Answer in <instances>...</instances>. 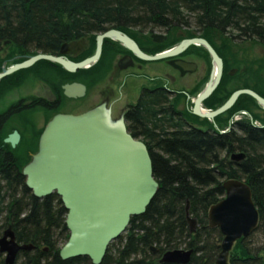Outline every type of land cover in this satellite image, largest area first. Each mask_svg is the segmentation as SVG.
<instances>
[{
  "label": "trees",
  "instance_id": "trees-1",
  "mask_svg": "<svg viewBox=\"0 0 264 264\" xmlns=\"http://www.w3.org/2000/svg\"><path fill=\"white\" fill-rule=\"evenodd\" d=\"M108 30L130 37L164 30L167 39L152 54L184 39L206 40L222 59L223 74L202 102L204 109H218L241 89L264 99V59H241L237 52L246 42L264 49V0H0V73L3 66L39 53L55 55L70 40ZM186 54L196 55L208 67L191 92L196 96L209 79L211 59L202 46H190ZM34 66L0 80V104L32 81ZM186 97L165 88L143 90L128 110L127 132L145 144L159 187L145 213L131 217L126 231L110 243L101 264H162L164 253L181 249L192 251L188 264H215L222 235L208 226V212L224 198L226 180L249 186L259 214L255 232L264 236V110L251 96L241 95L209 121L194 116L190 102L178 109ZM14 110L12 106L6 113ZM243 111L250 118L230 124ZM8 132L0 133V156L14 151L3 142ZM234 154H243V159L232 160ZM29 159L0 160V238L10 228L18 244L34 249L20 251L15 264H92L87 257H59L69 236L67 212L55 194L39 199L25 186L21 170ZM187 204L189 217L196 221L194 232L186 219ZM246 243L240 239L234 244L228 264H264V247L257 252ZM0 264H5L2 254Z\"/></svg>",
  "mask_w": 264,
  "mask_h": 264
},
{
  "label": "water",
  "instance_id": "water-1",
  "mask_svg": "<svg viewBox=\"0 0 264 264\" xmlns=\"http://www.w3.org/2000/svg\"><path fill=\"white\" fill-rule=\"evenodd\" d=\"M105 38L121 43L145 61L172 59L171 63L185 74L194 73L197 65L176 58L190 46H202L210 56L212 69L204 89L191 100V113L196 117L212 121L230 109L241 95L251 96L264 110V99L248 89L235 91L214 111L202 109V102L220 83L223 62L206 40L197 37L184 39L169 50L148 56L128 36L110 30L98 36L95 54L81 62L73 63L59 56L37 54L8 68L3 66L0 80L41 60L56 63L69 73L89 68L99 59ZM152 39L155 43H161L167 37L153 34ZM66 46L62 45L61 56L65 54ZM236 71L233 69L228 74L232 76ZM83 90L81 86H64L68 97ZM18 141L17 132L4 140L12 147ZM231 159L240 161L243 154H234ZM21 173L25 177V186L33 196L42 199L55 194L66 209L65 225L69 236L60 247L59 257L62 260L87 257L92 264H101L110 243L126 231L131 217L145 213L159 187L153 177L151 159L145 144L127 132L122 119L113 122L104 105L79 115H55L45 126L36 153ZM222 187L224 198L211 206L208 212V226L217 228L222 235L215 264H228L234 244L251 236L259 224V214L249 186L243 181L226 180ZM185 210L190 231L194 232L196 221L188 215V204ZM32 249L31 245L18 244L10 228L0 238V254L5 264H15L20 251ZM151 250L156 252V249ZM191 256V250L168 251L161 256L160 263L188 264Z\"/></svg>",
  "mask_w": 264,
  "mask_h": 264
},
{
  "label": "flooded vegetation",
  "instance_id": "flooded-vegetation-1",
  "mask_svg": "<svg viewBox=\"0 0 264 264\" xmlns=\"http://www.w3.org/2000/svg\"><path fill=\"white\" fill-rule=\"evenodd\" d=\"M104 33L86 34L70 40L64 43L67 45L64 49L65 54L60 55L61 47L64 45L62 44L57 53L52 56H59L73 63L81 62L95 54L97 38ZM153 34L144 32L134 34V37L125 35L135 42L141 52L153 56L155 54L152 52L163 44V42L155 43L152 39ZM159 35L163 36V34ZM164 36L167 37L166 33ZM185 51L176 59L195 63L197 68L192 74L183 73L179 67L171 63L172 59L168 62L169 69L163 71L162 66L156 70L148 64L149 61L140 59L121 43L110 38L103 40L101 54L96 63L74 73L67 72L56 63L48 61L49 64H41L38 61L34 64L33 69L32 92L16 98L9 97L0 104V115L5 114L0 120V133L5 129L9 131L3 142L14 132L19 135V141L15 147L4 142L6 147H10L14 151H3L0 160L23 162L26 157H29L30 161L31 156L37 151L33 150L38 147V141L45 126L57 114L79 115L99 105H104L113 122H119L122 119L126 126L127 112L136 105L143 90H163L165 88L163 87V77L168 80L169 85L178 88L173 89L167 85L165 89H168V92L172 94L184 93L187 97H191V92L206 76L208 67L196 55H184ZM151 81L156 84L154 88L146 86ZM70 85L81 86L84 90L83 92L77 91L73 97H68L65 95L64 86ZM138 86L140 93L137 99L132 102L133 91ZM180 105L186 106L185 101ZM12 106L15 107L14 113L7 114L6 112ZM6 153H10L11 156Z\"/></svg>",
  "mask_w": 264,
  "mask_h": 264
},
{
  "label": "rangeland",
  "instance_id": "rangeland-1",
  "mask_svg": "<svg viewBox=\"0 0 264 264\" xmlns=\"http://www.w3.org/2000/svg\"><path fill=\"white\" fill-rule=\"evenodd\" d=\"M154 33L164 35L165 31L155 30ZM237 52H238V57H240L241 59H245V60H253L261 56H264V49L261 46L257 44H252L250 42L240 43L237 47ZM168 62L169 60H163V62L154 61V62H148V64H150L152 68L156 70H159L163 66V71H165L169 69ZM167 85H169L168 80L163 77V87L167 88ZM31 86H32V82L29 81V83L23 86L19 91H16L13 94H10L9 97L16 98L18 96L30 93L32 92ZM146 86L150 88H154L156 84L155 82L151 81ZM169 87H172L171 84L169 85ZM172 88L178 89L176 86H173ZM139 93H140V87L138 86L133 91V96L131 98L132 102H134L137 99ZM9 97H7L6 99H8ZM246 242H247L246 244L248 245V247H250L251 250H256L257 252H260V250L264 247V236L261 233L254 232L251 236L246 238ZM60 245H61V242H59V246Z\"/></svg>",
  "mask_w": 264,
  "mask_h": 264
},
{
  "label": "built area",
  "instance_id": "built-area-1",
  "mask_svg": "<svg viewBox=\"0 0 264 264\" xmlns=\"http://www.w3.org/2000/svg\"><path fill=\"white\" fill-rule=\"evenodd\" d=\"M243 118H249V115L244 111L235 115L233 119H243ZM223 132H225V131H223Z\"/></svg>",
  "mask_w": 264,
  "mask_h": 264
},
{
  "label": "crops",
  "instance_id": "crops-1",
  "mask_svg": "<svg viewBox=\"0 0 264 264\" xmlns=\"http://www.w3.org/2000/svg\"><path fill=\"white\" fill-rule=\"evenodd\" d=\"M257 59H264V56H261V57H259V58H257ZM206 84H207V81H206V83L204 84V87L206 86ZM204 87L202 88V90L204 89ZM192 98H194V97H192ZM183 108V106L182 105H179L178 106V109L179 110H181ZM202 108H203V106H202ZM204 109V108H203ZM205 110H207V109H205Z\"/></svg>",
  "mask_w": 264,
  "mask_h": 264
},
{
  "label": "bare ground",
  "instance_id": "bare-ground-1",
  "mask_svg": "<svg viewBox=\"0 0 264 264\" xmlns=\"http://www.w3.org/2000/svg\"><path fill=\"white\" fill-rule=\"evenodd\" d=\"M214 71H215V69H214ZM234 118V117H233ZM231 119V123L230 124H232V123H234V122H236V121H240L241 119ZM254 125H258V124H256V123H254ZM25 245V244H24ZM27 245V244H26ZM29 245V244H28Z\"/></svg>",
  "mask_w": 264,
  "mask_h": 264
}]
</instances>
